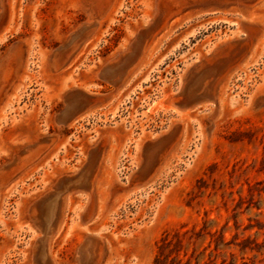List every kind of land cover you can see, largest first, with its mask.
Returning <instances> with one entry per match:
<instances>
[{
	"label": "rangeland",
	"instance_id": "obj_1",
	"mask_svg": "<svg viewBox=\"0 0 264 264\" xmlns=\"http://www.w3.org/2000/svg\"><path fill=\"white\" fill-rule=\"evenodd\" d=\"M157 255L264 264V0H0V264Z\"/></svg>",
	"mask_w": 264,
	"mask_h": 264
},
{
	"label": "trees",
	"instance_id": "obj_2",
	"mask_svg": "<svg viewBox=\"0 0 264 264\" xmlns=\"http://www.w3.org/2000/svg\"><path fill=\"white\" fill-rule=\"evenodd\" d=\"M168 246L169 249L172 250V242L167 240V238H163L162 239V244H161V247L162 246ZM156 264H168L166 261H163L160 257V255H157V258H156Z\"/></svg>",
	"mask_w": 264,
	"mask_h": 264
},
{
	"label": "water",
	"instance_id": "obj_3",
	"mask_svg": "<svg viewBox=\"0 0 264 264\" xmlns=\"http://www.w3.org/2000/svg\"><path fill=\"white\" fill-rule=\"evenodd\" d=\"M47 233H48V226H46L45 229H44V235L46 236ZM44 257H45V255L42 253L41 259H44Z\"/></svg>",
	"mask_w": 264,
	"mask_h": 264
}]
</instances>
